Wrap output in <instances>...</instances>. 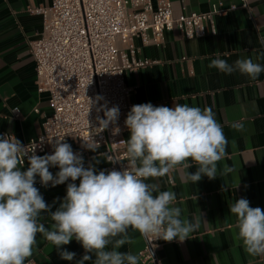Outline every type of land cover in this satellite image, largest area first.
<instances>
[{"label":"crops","instance_id":"1","mask_svg":"<svg viewBox=\"0 0 264 264\" xmlns=\"http://www.w3.org/2000/svg\"><path fill=\"white\" fill-rule=\"evenodd\" d=\"M170 1L175 17L207 13L219 3L225 8L241 4V0ZM51 4L52 0H0V134L11 133L23 141L41 135L45 118L52 113L49 95L38 91L36 63L29 48V42L37 39L43 29L42 17L29 9ZM215 27L213 33L208 24L205 37L191 40L183 39L177 29L166 32L160 47L145 45L137 37V56L157 63L126 73L127 84L134 88V105L150 102L153 106L173 107L178 103L211 107L228 140L226 155L217 163L216 179L204 176L193 184L186 180V170L177 167L147 181L158 183L160 191L176 193L175 206L182 210L181 219L201 221L200 228L190 234L191 239L163 243L158 251L163 264H264V256L246 253L237 236L236 217L229 212L240 198L264 210V72L250 79L238 71L226 74L208 67L217 56L229 64L251 58L264 66V45L260 43V37H264V0H249L246 9L217 15ZM15 109L20 110V117L15 116ZM236 122L243 124V130L231 127ZM67 143L74 152L79 150L74 141ZM106 150V145H100L95 152L81 153L85 167L91 163L97 172L109 171ZM225 166L233 171L223 174ZM22 167L26 170L27 163ZM49 170L54 176L59 171L57 167ZM196 170L193 165L188 172ZM70 182L42 187L37 177L35 187L55 211ZM75 183L78 185L79 179ZM47 215L43 213L39 220L50 226L52 221ZM128 235L132 242H126L119 251L140 256L146 239L131 229ZM61 248L75 252V258L61 259L55 246L37 234L29 260L34 264H77L85 254L75 239ZM94 260L93 255L85 264H93ZM139 264L152 263L140 259Z\"/></svg>","mask_w":264,"mask_h":264},{"label":"clouds","instance_id":"2","mask_svg":"<svg viewBox=\"0 0 264 264\" xmlns=\"http://www.w3.org/2000/svg\"><path fill=\"white\" fill-rule=\"evenodd\" d=\"M260 43L264 45V37ZM208 67L226 74L238 71L250 79L264 72V66L251 58L229 64L217 56ZM119 116L118 106L106 108L105 118L99 119L101 131L115 124ZM124 123L130 133L125 155L122 160L109 158L107 162L126 160L127 166L107 172H97L91 163L85 167L82 154L74 152L64 137L49 141L53 152L41 156L36 154L35 142L25 146L12 134H0V264H32L29 258L37 234L68 261L76 253L61 246L73 239L79 242L85 254L77 264H85L93 255V264H139V255L119 251L126 242H132L129 229L149 241L191 239L190 234L200 228V219H181L182 210L175 206L176 193L160 191L158 183L147 181L177 167L186 170V180L193 184L204 176L216 179L217 163L225 157L228 145L222 125L211 107L178 103L173 107L153 106L150 102L133 105ZM231 127L243 130L239 122ZM82 147L95 152L99 144L84 141ZM25 158L26 170L22 167ZM193 165L197 170L189 173ZM50 167L59 169L55 176ZM231 171L225 166L223 174ZM37 177L44 187L72 181L55 211L35 187ZM229 210L236 217L237 236L246 253L264 256V210L251 207L246 198L236 200ZM43 213L50 217V226L40 222Z\"/></svg>","mask_w":264,"mask_h":264},{"label":"built area","instance_id":"3","mask_svg":"<svg viewBox=\"0 0 264 264\" xmlns=\"http://www.w3.org/2000/svg\"><path fill=\"white\" fill-rule=\"evenodd\" d=\"M248 7L249 0L229 8L219 3L207 13L179 17L174 16L170 0H52L49 7L30 8V13L42 17V32L29 42V48L36 63L38 91L49 95L52 113L38 137L23 141L14 136L25 146L35 142L36 154L41 156L53 152L49 141L64 137L78 145L80 154L89 151L82 147L84 141L93 140L107 146L106 160H122L129 132L124 122L134 105V88L127 84L126 73L157 63L137 56L135 39L160 47L165 33L175 29L186 40L203 38L208 24L216 33L217 15ZM113 106L119 107V119L101 131L99 119ZM15 116H21L19 109ZM115 128L119 131L114 132ZM26 163L27 158L22 166ZM126 166V160L108 162L107 169ZM145 239L142 262L163 264L158 251L165 241Z\"/></svg>","mask_w":264,"mask_h":264}]
</instances>
